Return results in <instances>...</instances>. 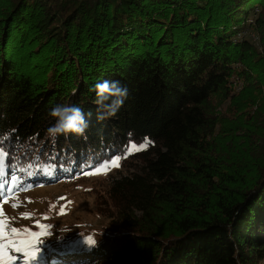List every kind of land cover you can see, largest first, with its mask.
I'll list each match as a JSON object with an SVG mask.
<instances>
[{"label":"trees","instance_id":"16d2710c","mask_svg":"<svg viewBox=\"0 0 264 264\" xmlns=\"http://www.w3.org/2000/svg\"><path fill=\"white\" fill-rule=\"evenodd\" d=\"M263 2L0 0V198L125 166L98 197L95 243L34 262L264 264V36L245 32ZM105 80L127 97L98 120ZM56 105L82 108L83 136L49 134Z\"/></svg>","mask_w":264,"mask_h":264},{"label":"rangeland","instance_id":"374dc122","mask_svg":"<svg viewBox=\"0 0 264 264\" xmlns=\"http://www.w3.org/2000/svg\"><path fill=\"white\" fill-rule=\"evenodd\" d=\"M256 14H259V24L257 25L255 20L251 21L250 24H247L245 32H247L248 37L255 46L259 48L261 47L260 38H262V35L264 36V2L262 11L258 9ZM239 90L240 86H237L232 92H239ZM229 103L230 101L226 100L220 106L219 100L215 97L212 98L208 103L210 113L220 114L226 111ZM255 109V106H252L238 111L235 116L231 115L230 118L232 119L228 123L239 121L242 115L246 112L252 114ZM131 145L133 143L129 147ZM136 146L139 148V145ZM134 151L136 150L133 149L132 152ZM121 160L122 158L119 157L116 165L110 166L99 173H96L94 169L90 171L94 174H84L81 180L79 179L72 183L43 185L0 198L2 218L9 227L33 230L36 228L37 221L42 226H48L40 229L41 231L49 232L50 235L41 237L44 241L39 245L40 252L37 258L52 247L66 243V241L74 243L82 241L83 243L92 244L89 243V239L96 240L95 234H98L103 229L106 220L96 211L99 208L98 197L102 195L106 180L111 174L116 175L117 170L125 172V166L122 165ZM111 161L105 163L111 164ZM24 213L28 215L23 216L22 214ZM21 238H23V233H21ZM5 252L6 256H20V254L9 250H5ZM24 259L26 260L27 258L25 257ZM34 263L37 264L36 262ZM12 264H20V260L17 259Z\"/></svg>","mask_w":264,"mask_h":264},{"label":"clouds","instance_id":"9594fccd","mask_svg":"<svg viewBox=\"0 0 264 264\" xmlns=\"http://www.w3.org/2000/svg\"><path fill=\"white\" fill-rule=\"evenodd\" d=\"M96 93L98 120L115 116L127 97V89L119 81H103L93 85ZM50 115L55 117V123L48 129L52 137L59 134L73 133L83 136L88 127L85 113L77 105H56L50 110Z\"/></svg>","mask_w":264,"mask_h":264},{"label":"snow or ice","instance_id":"6c2138e0","mask_svg":"<svg viewBox=\"0 0 264 264\" xmlns=\"http://www.w3.org/2000/svg\"><path fill=\"white\" fill-rule=\"evenodd\" d=\"M149 146V141L146 139L143 143L139 145V148L135 144L128 148L129 154L132 153L133 149L139 151L146 149ZM6 151L0 146V175H3V166ZM119 157L111 161V164L105 163L102 167L96 168L95 172L99 173L110 166L116 165ZM93 172L85 173V175H92ZM16 180L15 176H12V181ZM3 187V185H0ZM15 207V205H13ZM63 214V213H62ZM27 216V213L22 214ZM3 213L0 212V264H12L13 261L17 259L20 260V264H32L38 253L40 252L39 245L43 243L44 240L41 239L42 236L50 235L49 232L41 231L42 227L46 228L48 226H42L39 221L36 222V228L29 230L27 228H15L9 227L7 222L2 218ZM21 233H23V238H21ZM89 243H95L94 240L89 239ZM5 250L10 252L20 254L19 257L14 255H7ZM27 258L26 260L24 258Z\"/></svg>","mask_w":264,"mask_h":264}]
</instances>
